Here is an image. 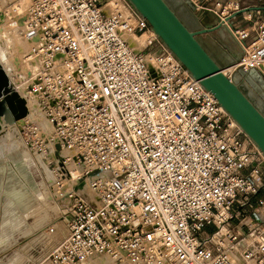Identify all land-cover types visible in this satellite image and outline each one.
<instances>
[{"label": "built area", "instance_id": "1", "mask_svg": "<svg viewBox=\"0 0 264 264\" xmlns=\"http://www.w3.org/2000/svg\"><path fill=\"white\" fill-rule=\"evenodd\" d=\"M261 17L231 31L235 70L264 78ZM13 22L36 72H10V84L68 155L61 194L65 165L82 171L50 264H264V156L127 0H30ZM88 180L93 202L78 194Z\"/></svg>", "mask_w": 264, "mask_h": 264}, {"label": "rangeland", "instance_id": "2", "mask_svg": "<svg viewBox=\"0 0 264 264\" xmlns=\"http://www.w3.org/2000/svg\"><path fill=\"white\" fill-rule=\"evenodd\" d=\"M0 1L5 2L6 6L10 7L14 3L24 0ZM28 3L26 9L30 5V2ZM195 3L199 5L197 1ZM235 7L236 5L230 4V8L225 11V15L229 9ZM2 9L4 10V8ZM201 10H203V7L198 6V11ZM198 11L194 12L188 7H182L180 16L187 23L189 15L193 19L192 12L194 15H198ZM22 15H25V13ZM261 16L257 20H254L255 17L251 16L252 22H245L248 24L242 21L240 30L251 33L254 23H260ZM18 17H16L17 20ZM12 20L13 18L10 19L5 28L0 29V46L8 59L12 60L11 62H14V65L17 63V66L22 68L21 73L26 75L25 70L29 71L30 66L32 67V64L25 63V57L30 51L31 45L29 44L27 50V45L24 46L25 44L15 40L13 37L15 26L14 20ZM198 26L199 23H195L191 27ZM20 32L23 34V30ZM222 35L227 37L231 43L233 42L226 32H222ZM251 40L248 39V42H251ZM201 41H204V39L201 38ZM240 54L239 61L243 57L241 52ZM225 70H228V75L232 77L239 73V70H235V67H231V64L226 66ZM11 71L15 70L12 69ZM249 79L252 80V86L246 81L244 75H239L237 78L242 88L245 91L247 90L264 107V89L254 77ZM246 84H248V88ZM17 88L19 89L16 92L12 86L6 90V94H9L13 89L21 98V89L24 88L21 86ZM33 104L34 107L36 106L35 109H38L37 104ZM27 109V116L22 120H17V124L15 123L19 126L18 128L15 124L13 129L3 124L2 126L0 123V264H50L48 260L50 254L65 238L70 200L63 193L73 190L75 184V181H72L71 172L73 170L78 172L79 177L82 175L81 169L77 168L74 163L65 165L70 174L63 179L64 190L61 194V189L56 186L58 182L57 175L60 174L59 168L63 166L62 158H67L68 155L55 142L49 140L48 134H46L48 132L44 130L47 125H44L45 120L41 121L40 114L36 110L30 109V112L29 108ZM30 113L31 115L36 113L35 119L31 118ZM40 124H42V127L39 126ZM34 127H39V131L31 130ZM9 138L13 140H8ZM19 157L22 158L20 161H18ZM90 189L92 187L88 180L78 189V194L89 202H93L95 197ZM263 198L264 192L255 201Z\"/></svg>", "mask_w": 264, "mask_h": 264}, {"label": "water", "instance_id": "3", "mask_svg": "<svg viewBox=\"0 0 264 264\" xmlns=\"http://www.w3.org/2000/svg\"><path fill=\"white\" fill-rule=\"evenodd\" d=\"M127 1L147 21L155 36L185 67L192 78L200 82L201 86L216 98L218 104L264 155V110L254 102L237 80L239 75H244L252 86V80L249 78L254 77L264 89L263 76L256 70L245 72L240 69L235 77L229 78L223 70L230 64L223 65L218 61L200 39L208 35L212 37L213 44L223 45L226 52L229 50L228 45L232 48L237 45L242 53L243 49L231 31L232 21L253 9H242L222 20L218 14L211 13L204 0H178L183 7H188L194 12L198 11V6L203 7V10L198 11V15L192 12L194 24L199 23V26L190 28L167 0ZM195 1L199 5H196ZM210 13L216 15V22H208ZM222 32H226L233 42L223 36ZM235 63L238 61L232 63L231 67H235ZM246 85L248 88V84ZM9 88L11 85L8 75L0 66V116L5 118L6 123L14 125L17 120L27 116L28 109L25 101L13 89L5 95V90ZM82 186L83 184L80 185Z\"/></svg>", "mask_w": 264, "mask_h": 264}, {"label": "bare ground", "instance_id": "4", "mask_svg": "<svg viewBox=\"0 0 264 264\" xmlns=\"http://www.w3.org/2000/svg\"><path fill=\"white\" fill-rule=\"evenodd\" d=\"M27 1V0H26ZM25 0L24 1H20V2H17V3H14L12 6H10V7H8V6H6V4H5V2H1L0 1V15H2V19H0V29H3V28H5L6 26H7V24L9 23V21H10V19H12L13 18V20H16V17H18V15L20 16H23V17H25V15H26V11H27V9L25 8L26 7V4L28 3V2H30V0L28 1V2H26ZM29 4V3H28ZM2 5H4V6H2ZM2 8H4V10L2 9ZM26 9V10H25ZM23 13H25V15H22ZM12 20V21H13ZM13 28H14V26H13ZM7 29V28H6ZM8 30V29H7ZM23 30V28L22 27H15V30H14V32H13V37L15 38V40L18 42H22V44H25L24 46H26L27 45V50H28V48H29V44L31 45L30 46V49H31V47H32V43L31 42H29V41H27L26 39H25V37H24V33L23 34H21V32L20 31H22ZM4 31V30H3ZM6 31V30H5ZM8 32V31H7ZM3 33V32H2ZM4 34V33H3ZM5 36V35H4ZM7 36V35H6ZM8 37V36H7ZM13 39V38H12ZM12 43V42H11ZM17 46V45H16ZM24 48V47H23ZM3 48H1V46H0V66L5 70V72H6V74L8 75V78H9V81H10V79H11V82L13 81L12 80V75H10V72L11 73H13V71H11L12 69L13 70H15L14 72H17L18 70H22V68H20V67H18L17 66V63H15V65H14V62L12 63L9 59H8V57L6 56V54H5V52L2 50ZM14 49V48H13ZM16 49V48H15ZM5 50V49H4ZM26 50V49H25ZM8 51V50H7ZM14 52V51H13ZM28 52V51H27ZM12 56H13V54H12ZM12 58V57H11ZM20 60V59H19ZM17 61V60H16ZM26 61V60H25ZM21 62V61H20ZM26 67V66H25ZM18 69V70H17ZM28 69V68H27ZM34 72H36V64L34 65L33 64V66L31 67L30 66V68H29V71L28 70H25V73H26V75H29V74H31V73H34ZM223 72H224V74L225 75H228V70H223ZM11 77V78H10ZM11 85V87L13 86L12 84H10ZM19 89V88H18ZM24 90V91H23ZM21 89V99H23L24 101H25V105H26V107L27 108H29V111H30V109H33L34 111L36 110L39 114H40V116L42 117V120L41 121H44V125H47V128L46 129H44V130H46V131H49L50 129H52V126L49 124V122L45 119V115L43 114V113H41V111H40V108L38 107V105H37V108L38 109H35L36 108V106L34 107V104H33V102H32V100L30 101V100H25V95H26V93H25V89ZM6 90H5V95H7L6 94ZM33 111V112H34ZM31 112V111H30ZM30 116H32L31 118H33V119H35V117H36V113H32V115H31V113H30ZM38 117V116H37ZM28 119H29V117H28ZM22 120V119H21ZM0 123H1V125L3 124V125H6V126H8L9 128H13L14 126L13 125H10V124H8V123H6V121H5V118L4 117H1L0 116ZM16 123V122H15ZM19 123V122H18ZM43 123V122H42ZM17 124V123H16ZM15 124V126L18 128L19 126L18 125H16ZM19 124H21V123H19ZM2 125V126H3ZM39 126H41L42 127V124H40ZM2 128V127H1ZM14 129V128H13ZM9 133V132H8ZM7 133V134H8ZM9 135V134H8ZM8 140H13V139H11V138H9ZM17 140V139H16ZM18 144V143H17ZM20 144V143H19ZM18 146H20V145H18ZM25 151V150H24ZM25 153H27V152H25ZM23 154V153H22ZM263 155V154H262ZM25 156V155H24ZM264 156V155H263ZM22 158L21 157H19V159H18V161H20ZM24 159V158H23ZM78 168V167H77ZM72 173V177H73V180L72 181H76L78 178H79V175H78V172L77 171H74L73 170V172H71ZM69 179V178H68ZM52 180V179H51ZM69 181V180H68ZM73 183V182H72ZM70 188V187H69ZM90 191L91 192H93L94 193V197H96V195H95V192H94V190L93 189H90ZM65 237H66V232H65ZM91 264H112V261H111V259L110 258H108V257H105V256H101V257H96L94 260H92V262H91Z\"/></svg>", "mask_w": 264, "mask_h": 264}, {"label": "crops", "instance_id": "5", "mask_svg": "<svg viewBox=\"0 0 264 264\" xmlns=\"http://www.w3.org/2000/svg\"><path fill=\"white\" fill-rule=\"evenodd\" d=\"M204 3H207V5L210 7L211 13H216L221 16L223 13L225 15V11L230 8V4L237 5L241 8H252L253 10L243 14L240 17H237L232 21V28L235 29H241L242 28V21L245 23L246 20L249 19V16H254L255 19L257 20L258 17L261 16V14L264 12V0H204ZM260 8L262 9V13H258L257 9ZM233 9V8H232ZM208 14V18L210 23H214L215 21V14ZM227 15V14H226ZM250 21L249 23H251ZM248 24V23H245ZM203 38L204 41L202 43L206 45L207 49L209 52L218 60L220 61L223 65H228L232 64L235 61H239L240 59V49L239 47H229V50L226 52L225 47L223 45H215L212 42V37L210 36H202L200 39ZM238 54V55H237ZM246 83V81H245Z\"/></svg>", "mask_w": 264, "mask_h": 264}, {"label": "flooded vegetation", "instance_id": "6", "mask_svg": "<svg viewBox=\"0 0 264 264\" xmlns=\"http://www.w3.org/2000/svg\"><path fill=\"white\" fill-rule=\"evenodd\" d=\"M168 3L178 12V14H181L180 10H182V5L180 3H178V0H167ZM190 28L191 26L194 24V21L192 19V17L189 15L188 18V22L186 23ZM194 28V27H193ZM206 46V45H205ZM245 90V89H244ZM246 93L249 94V92L246 90ZM250 95V94H249ZM252 97V99L254 100V102H256L257 104H259L260 106H262V109L264 110V107L262 105V103L258 102L257 100H255V98L250 95Z\"/></svg>", "mask_w": 264, "mask_h": 264}]
</instances>
